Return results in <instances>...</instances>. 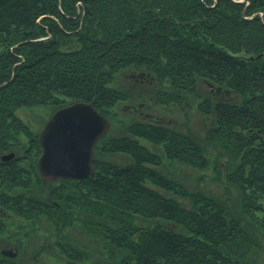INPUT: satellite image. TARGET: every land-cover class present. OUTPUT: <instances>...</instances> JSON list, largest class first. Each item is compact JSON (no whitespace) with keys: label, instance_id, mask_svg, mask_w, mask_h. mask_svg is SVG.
I'll use <instances>...</instances> for the list:
<instances>
[{"label":"trees","instance_id":"trees-1","mask_svg":"<svg viewBox=\"0 0 264 264\" xmlns=\"http://www.w3.org/2000/svg\"><path fill=\"white\" fill-rule=\"evenodd\" d=\"M142 70L154 78L153 106L196 102L209 121L202 143L122 114L132 95L116 77ZM77 101L92 103L110 130L89 176L45 180L40 131L19 111ZM175 164L233 189L234 209L225 196L186 189ZM43 226L69 252L65 232L81 227L102 240L110 264H258L264 0H0V264H24L2 250L23 249Z\"/></svg>","mask_w":264,"mask_h":264},{"label":"rangeland","instance_id":"rangeland-1","mask_svg":"<svg viewBox=\"0 0 264 264\" xmlns=\"http://www.w3.org/2000/svg\"><path fill=\"white\" fill-rule=\"evenodd\" d=\"M153 81L154 78L150 73L143 70L131 73L121 71L118 73L115 84L124 87V90H127L132 95V99L130 98L131 100L126 102L125 106L127 108L125 111H122V114L127 115L128 117L133 116L137 120H144L147 118L160 120L165 126H176L181 132L194 133L196 140L202 143L206 127L209 125L205 113L196 107V102H193V105L188 110L170 104L153 106V102L148 99V94L153 92ZM220 90V88H217L216 93L220 94ZM138 93L145 94L135 98L134 95ZM60 108L54 110L48 107H38L29 110H20L19 114L23 119L29 121L33 128L41 132L49 118ZM143 142L147 143L146 141ZM149 147L152 146L149 145ZM206 148L213 153V149L210 146H207ZM5 154L7 153H4L3 155ZM117 160L126 161V159L122 157H117ZM172 171L174 178H177L178 181L180 179L186 189H200L201 191L203 189L212 192L216 196H225V199L229 201L226 204L227 207L231 210L234 209L233 205H235V201L232 196H236L235 191L229 189L227 191L229 195L226 194L224 190L225 186L215 180L212 175H209L211 174L210 172L208 173L203 168L193 167L186 164H175L174 167H172ZM179 199L183 202H188L189 200L188 197H183V195ZM65 234H67L66 241L74 245V247L71 248L73 251L75 250V252H69L67 250L60 251L55 243L56 240L59 239V236H57L51 228L46 229L44 226L32 235V238L28 240L27 245L23 249L20 250L18 246H15L14 244H10V246H7L5 249L11 248L14 251L16 250L17 254L9 257H16L19 261L23 260L22 263L24 264H69V262L76 264H110L107 254L108 251L100 244L102 241L101 239L95 242L93 237H90L91 235L82 230L81 227L67 229ZM256 241L257 244L251 253L252 259L258 264H264V236L257 235ZM0 244H3V241ZM75 254H78V258Z\"/></svg>","mask_w":264,"mask_h":264},{"label":"water","instance_id":"water-1","mask_svg":"<svg viewBox=\"0 0 264 264\" xmlns=\"http://www.w3.org/2000/svg\"><path fill=\"white\" fill-rule=\"evenodd\" d=\"M110 122L92 103L77 101L53 113L39 134L42 148L37 168L45 180L60 177L84 178L93 171L97 141L109 130ZM13 152L2 156L12 158ZM2 253L15 256L9 248Z\"/></svg>","mask_w":264,"mask_h":264},{"label":"flooded vegetation","instance_id":"flooded-vegetation-1","mask_svg":"<svg viewBox=\"0 0 264 264\" xmlns=\"http://www.w3.org/2000/svg\"><path fill=\"white\" fill-rule=\"evenodd\" d=\"M69 264H76V263L69 262Z\"/></svg>","mask_w":264,"mask_h":264}]
</instances>
